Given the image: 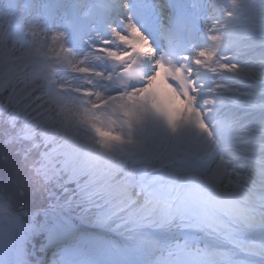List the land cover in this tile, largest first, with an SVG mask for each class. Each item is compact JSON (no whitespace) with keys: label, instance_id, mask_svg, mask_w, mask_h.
<instances>
[{"label":"snow or ice","instance_id":"6c2138e0","mask_svg":"<svg viewBox=\"0 0 264 264\" xmlns=\"http://www.w3.org/2000/svg\"><path fill=\"white\" fill-rule=\"evenodd\" d=\"M0 264H264V0H0Z\"/></svg>","mask_w":264,"mask_h":264}]
</instances>
